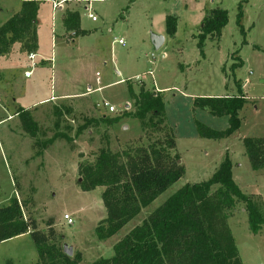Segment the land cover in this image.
<instances>
[{
  "label": "rangeland",
  "instance_id": "374dc122",
  "mask_svg": "<svg viewBox=\"0 0 264 264\" xmlns=\"http://www.w3.org/2000/svg\"><path fill=\"white\" fill-rule=\"evenodd\" d=\"M36 1L34 39L14 43L0 59V207L15 198L23 220H34L43 233L51 226V244L71 247L77 264H91L110 258L119 239L184 185L208 180L227 155L234 183L264 219V169H251L243 146L246 138H264V0L243 3L244 36L236 25L241 0H63V16L81 13L82 25L92 31L76 38L63 28L60 12L53 16L51 0ZM21 2L0 0V26ZM216 8L227 12V24L219 39L205 41L201 57L195 37L204 15ZM167 16L176 18L173 37L165 32ZM153 37L163 38L157 50ZM32 53L38 55L34 67ZM237 58L242 66L231 70ZM25 71L31 76L26 78ZM129 88L134 95L142 90L162 99L164 126L175 140L184 174L117 235L100 240L95 229L106 218L104 188L88 189L84 170L102 149L132 155L164 137L148 119L132 117L137 107ZM61 93L80 97L51 99ZM238 93L247 100L238 114L239 131L228 139L200 138L196 123L224 131L229 122L195 105V98ZM112 118L119 120L109 123ZM244 208L236 202L223 214V224L241 264H264V225L253 234ZM8 261L38 263L29 235L0 243V264Z\"/></svg>",
  "mask_w": 264,
  "mask_h": 264
},
{
  "label": "trees",
  "instance_id": "16d2710c",
  "mask_svg": "<svg viewBox=\"0 0 264 264\" xmlns=\"http://www.w3.org/2000/svg\"><path fill=\"white\" fill-rule=\"evenodd\" d=\"M243 3L247 0L238 3L236 25L244 36ZM38 5L36 0H22L20 10L0 26V58L14 43L27 36L34 39ZM226 24L225 10L211 9L204 15L195 37L201 57L204 56L205 41L219 39ZM62 26L66 32L72 33L73 38L87 35L80 29L77 12L68 13L62 20ZM176 27V18L167 16L165 32L169 37L175 35ZM237 60L238 64H233L231 70L242 66L239 58ZM129 93L137 107L132 117L148 119L151 129L160 131L164 137L147 148L134 149L132 155L102 149L94 164L84 170L88 189L104 188L102 201L106 218L95 229L100 240L117 235L139 215L141 209L151 206L184 174V167L174 153L175 140L164 126L162 99L157 93L142 90L134 95L131 88ZM246 101L242 93L229 97L195 98V105L208 109L216 117H227L229 122L224 131L196 123L198 136L213 140L231 138L239 131L241 122L238 114ZM118 120L112 118L109 123ZM23 127L29 130L25 122ZM243 146L251 169H264V138H246ZM231 169V162L225 155L208 180L184 185L151 211L141 224L119 239L110 258L91 264H241L233 237L223 224L226 218L223 214L231 211L236 202L244 203L253 234L261 230L264 219L255 203L234 183ZM23 235H29L36 247L38 263L35 264H77L79 261V257H67L63 250L51 244L54 238L51 226L47 233H43L37 229L34 220H23L21 204L13 198L7 206L0 207V243ZM6 264L12 263L8 261Z\"/></svg>",
  "mask_w": 264,
  "mask_h": 264
},
{
  "label": "built area",
  "instance_id": "2783aa9c",
  "mask_svg": "<svg viewBox=\"0 0 264 264\" xmlns=\"http://www.w3.org/2000/svg\"><path fill=\"white\" fill-rule=\"evenodd\" d=\"M51 7H52V11L54 10H58V9H61L63 7V5L65 4V1L63 0H59V1H56V0H51ZM89 12V9H86ZM87 15V18L90 19L92 22H95L97 20L96 16L92 13V12H89ZM118 44H122L123 45V41L122 40H118ZM36 58V55L34 54H30L29 55V60L32 62V67L35 66V63H34V59ZM31 71H27L25 72L24 76L26 78L30 77L31 76ZM149 75L153 78V73L152 72H149ZM103 107L107 108V110L109 112H113L114 111V108L112 106H109L107 102H105L103 104ZM64 219H66L68 221V223H70V220L68 218V216H64ZM71 224V223H70Z\"/></svg>",
  "mask_w": 264,
  "mask_h": 264
},
{
  "label": "crops",
  "instance_id": "0c3cea01",
  "mask_svg": "<svg viewBox=\"0 0 264 264\" xmlns=\"http://www.w3.org/2000/svg\"><path fill=\"white\" fill-rule=\"evenodd\" d=\"M64 7V6H63ZM63 7L61 8V9H58V10H54V11H52L53 12V16L55 15V13L56 12H60V14H61V23H62V20H63V18H64V14H65V12H64V10H63ZM66 11V10H65ZM79 17H80V29L81 30H84V31H86V32H89L90 30H87V29H85L84 28V26L82 25V23H81V20H82V15H81V13H79ZM37 18H38V15H37ZM36 27H37V19H36V23H35V29H36ZM92 31H90V33H91ZM72 43H74V41L72 42ZM32 54H34V53H32ZM35 55V54H34ZM5 56L7 57L8 55L6 54V55H4L3 57L5 58ZM2 58V57H1ZM0 58V59H1ZM38 58V55L36 54V59ZM27 59H28V57H27ZM46 60H48V59H46V58H41V61L42 62H44V61H46ZM35 61V60H34ZM25 72H27V71H25ZM117 73L118 74H120L121 73V69H119L118 67H117ZM0 80H1V74H0ZM86 93H83V94H81V95H85ZM74 97H76V98H78V97H80V96H76V95H72V96H69V95H67V94H64V93H61V94H58V95H54V96H52L51 97V99H53V100H58V99H73ZM46 100H42V101H40V103L41 102H45Z\"/></svg>",
  "mask_w": 264,
  "mask_h": 264
},
{
  "label": "water",
  "instance_id": "95a60500",
  "mask_svg": "<svg viewBox=\"0 0 264 264\" xmlns=\"http://www.w3.org/2000/svg\"><path fill=\"white\" fill-rule=\"evenodd\" d=\"M153 42H154V48L157 50L162 42H163V38L162 37H153ZM63 253L67 256V257H71L72 256V248L68 247L66 245H63Z\"/></svg>",
  "mask_w": 264,
  "mask_h": 264
}]
</instances>
